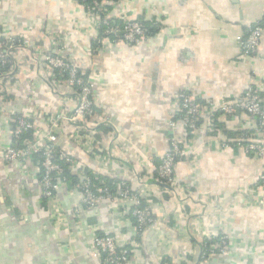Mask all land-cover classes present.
I'll return each instance as SVG.
<instances>
[{
	"label": "crops",
	"instance_id": "crops-1",
	"mask_svg": "<svg viewBox=\"0 0 264 264\" xmlns=\"http://www.w3.org/2000/svg\"><path fill=\"white\" fill-rule=\"evenodd\" d=\"M113 16L158 17L162 28L139 46L105 39L93 52L96 32L76 0H0L5 37L22 36L42 54L55 51L93 77L95 109L119 135L113 155L131 162L114 163L109 171L72 143V125L58 131L59 147L79 162L81 171L128 182L143 195L157 222L138 233L128 216L122 220L116 200L75 215L82 192L79 184H69L59 196L68 225L65 230L55 227L52 204L42 197L38 160L9 163L1 154L12 145L15 113L23 106H38L34 121L45 130L47 117L71 110V91L45 82L46 66H36L29 52L18 50V68L0 87V264H99L89 254L94 226L101 232L113 229L122 240L136 241L140 235L136 264L202 263L207 240L224 237L227 253L207 254L206 264H264V189L259 188L264 160H252L234 141L243 138L246 145L263 139L254 132V118L219 114L216 122L224 138L208 134L207 119L202 118L201 130L189 138L190 159L175 166L180 188L190 190L192 201L182 190L179 197L167 196L154 175L169 150V122L178 112L175 102L181 93L238 101L255 88L264 103V37L253 64L242 60L238 44L264 17V0H127ZM90 126L100 153L109 154L113 134L98 119ZM225 131L239 133L233 139ZM177 137L188 139L182 129ZM79 230L81 238L71 240Z\"/></svg>",
	"mask_w": 264,
	"mask_h": 264
},
{
	"label": "built area",
	"instance_id": "built-area-1",
	"mask_svg": "<svg viewBox=\"0 0 264 264\" xmlns=\"http://www.w3.org/2000/svg\"><path fill=\"white\" fill-rule=\"evenodd\" d=\"M76 1L84 6L87 22L96 32L94 42L99 49L95 48L93 52L101 49L103 41L108 39V36L114 37L112 42H122L129 46H139L151 38L148 28L139 20H121L124 22L123 26L110 24L109 21L114 18V10L127 0ZM148 21H153L154 26L162 28L160 18L156 17ZM263 37L264 17L254 22L245 36L238 38L242 60L253 64ZM18 50L29 52L36 66L39 64L46 66L48 73L43 75L45 82L51 83L54 87L55 84L57 86L66 85L71 91L70 95L73 101L71 110L69 112L60 110L47 117L45 130L39 129L34 121L39 113L38 106H23L20 112L15 113L13 115L12 145L3 150L1 154L3 159L9 163L24 162L38 157L37 173L42 187V197L46 202L52 204L50 219L55 227L58 230H65L68 225L64 216L65 212L59 201L61 190L70 188L65 176L67 170L80 179L79 187L82 192V199L77 208L74 209L75 215L86 210H94L101 202L116 200L122 208L120 212L122 220L131 213L137 219L138 233L154 225L157 217L150 206L143 203L141 193L133 191L124 180L118 184L116 193H113L109 186L103 185V183L97 185L94 182L96 181L95 177L81 171L79 162L58 145V131L64 125H72L74 126V131L70 134L72 143L91 156L94 161L105 164L109 171L114 163L126 164L131 162L130 158L118 160L113 155V150L119 143V135L111 120L95 109L93 77L91 75L85 76L77 65L61 54L55 51L42 54L40 48L29 40L17 35L5 37L0 30V87L4 86L18 68L14 57V53ZM55 92L57 93L56 89ZM175 104L178 112L172 116L169 122L171 131L169 150L162 158L159 167L156 168L157 181L169 196L179 197V191L182 190L188 194V201L193 199L189 194V189L180 188L175 172L177 161L190 159L191 139L182 141L177 137V133L179 129H182L188 137L199 132L203 117L207 119V133L218 136V138L224 137L222 130L215 126L216 114L234 116L245 113L254 118L255 124H252L254 132L261 135L263 139L256 143L248 142L246 145L243 144V138L234 141L235 145L245 149L252 160H264V103L261 94L255 88H249L238 101L198 99L190 92H183L178 96ZM97 119L102 126L113 134L107 155L100 153L97 138L90 126V123ZM29 133H31V138H26ZM246 136L244 134V137ZM245 140L247 139L244 138ZM224 145L226 143L220 144L221 147ZM135 175L138 177L139 184L147 188L146 182L138 174ZM259 186V188L264 189V173L260 177ZM92 228L96 232L89 243V254L92 259L99 264H136L137 257L134 249L138 247L137 241L119 239L113 229L101 232L95 226ZM82 235L81 230H79L76 238L71 237L70 239L75 240L77 237L81 238ZM159 243L161 244L160 240ZM228 245V240L225 237L210 244L206 242L202 260L206 262V255L215 251L225 254Z\"/></svg>",
	"mask_w": 264,
	"mask_h": 264
},
{
	"label": "trees",
	"instance_id": "trees-1",
	"mask_svg": "<svg viewBox=\"0 0 264 264\" xmlns=\"http://www.w3.org/2000/svg\"><path fill=\"white\" fill-rule=\"evenodd\" d=\"M137 20H139L144 26H146L147 28H148V30H149V32H150V34H149V36H151V37H154L158 32H160V27L158 28L157 26H154V22L153 21H148V20H146L144 17H140V18H138ZM110 24L111 25H119V26H123L124 25V22L123 21H121V20H118V19H115V18H113V19H111L110 21ZM108 39H110L111 41L114 39V37L113 36H108L107 37ZM92 46H93V49H95V48H97V49H99L98 47H96V44H95V42H93V44H92ZM89 74H85V76H88ZM220 115L219 114H216V116H215V119H217L218 120V117H219ZM220 123L217 121V122H215V126L217 127V128H219V129H221L220 128ZM225 133L228 135V136H231L233 139L235 138V136H237L238 135V133L239 132H228V131H225ZM231 133V134H230ZM192 136H188V138H191ZM26 138H31V133H29V134H27L26 135ZM38 160V157H36L35 158V160ZM180 161V160H179ZM179 161H177V163L179 162ZM176 163V164H177ZM161 164V162L159 163L158 162V165H157V167L156 168H158L159 167V165ZM66 175V177H67V179H68V182H69V184H70V186H74V185H78L79 184V180L77 179L78 177L77 176H75V175H72L70 172H68V170L66 171V173H65ZM89 175L92 177V176H94L91 172H89ZM155 179L156 180H158V174H157V171L155 172ZM96 179V181H94L97 185L99 184L100 185V183H103V185H107V186H109V188L111 189V191L113 192V193H116L117 192V186H118V184L121 182V181H116V180H112V179H110V178H108V177H105V176H101L100 178H95ZM157 183H158V181H157ZM127 184L130 186V184L127 182ZM102 185V184H101ZM131 187V186H130ZM163 188V187H162ZM164 189V188H163ZM167 196H169L168 194H167ZM143 203L146 205V206H149L148 205V203H147V201L145 200V198L143 197ZM128 218L134 223V226L136 227V229H137V219L132 215V213L128 216ZM139 230L137 229V232H138ZM140 233H142V232H140ZM140 238H141V236L140 235H138V236H136V241H140ZM215 241H217V239H210V240H208L207 242H208V244H210V243H212V242H215ZM162 264H165V261L164 262H162Z\"/></svg>",
	"mask_w": 264,
	"mask_h": 264
},
{
	"label": "rangeland",
	"instance_id": "rangeland-1",
	"mask_svg": "<svg viewBox=\"0 0 264 264\" xmlns=\"http://www.w3.org/2000/svg\"><path fill=\"white\" fill-rule=\"evenodd\" d=\"M160 186V185H159ZM157 222V219H156V221H155V223ZM160 239H163L162 241H165L166 239H165V236H161L160 237ZM227 253V252H226ZM225 253V254H226ZM198 264H206V262L205 261H203L202 263H198Z\"/></svg>",
	"mask_w": 264,
	"mask_h": 264
}]
</instances>
